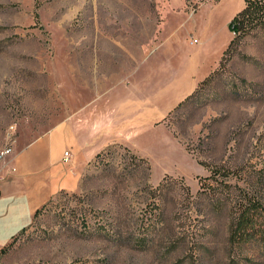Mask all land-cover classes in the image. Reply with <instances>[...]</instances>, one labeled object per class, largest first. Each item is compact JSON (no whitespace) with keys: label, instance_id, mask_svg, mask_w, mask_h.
I'll return each instance as SVG.
<instances>
[{"label":"rangeland","instance_id":"rangeland-1","mask_svg":"<svg viewBox=\"0 0 264 264\" xmlns=\"http://www.w3.org/2000/svg\"><path fill=\"white\" fill-rule=\"evenodd\" d=\"M243 6L244 0H0V148L11 139L14 151L71 115L66 147L74 149L76 140L86 156L96 155L104 137L91 104L136 93L145 118L167 114L194 49L191 37L208 32L209 45L216 35L230 41V20ZM171 7L186 15L165 16ZM128 50L134 56L123 65ZM162 122L193 157L163 123L128 137L151 166L147 186L142 164L132 171L131 155L115 143L112 157L88 162L76 190L58 192L38 209L1 250L0 263L264 264L259 240L230 237L242 196L264 208V31L242 35L222 52L218 66ZM258 221L264 227V213Z\"/></svg>","mask_w":264,"mask_h":264},{"label":"crops","instance_id":"crops-1","mask_svg":"<svg viewBox=\"0 0 264 264\" xmlns=\"http://www.w3.org/2000/svg\"><path fill=\"white\" fill-rule=\"evenodd\" d=\"M178 13L186 15L185 11L171 7L165 16ZM196 13L195 10L187 19L193 20ZM163 19L159 27L162 25ZM193 38L191 37L189 43L194 46V49L184 69L182 85L175 100L176 105L190 96L199 83L218 66L222 52L229 43L228 39L220 41L216 35L213 36L211 45H209L208 32L205 38L197 35L194 38L196 42H192ZM127 53V59L121 61L123 65L134 56L131 50H128ZM107 62L108 60L105 59V67L108 66ZM101 65V61L99 64H94L95 72L99 71ZM93 85L97 90L96 86H99V83L95 81ZM133 96L125 97L122 101L106 102L97 108L92 103L90 106L92 112L89 115L91 117V113H95L94 118L100 122V133L104 137L101 141L102 149L108 145L119 143L127 146L140 157H144L139 153V150L135 149V145L132 146L129 143L128 146L126 140L128 137H138L146 129H153L157 124L163 123L164 118L176 105L169 109L167 114H150L148 118H145L142 113L144 101L139 99L138 93ZM95 100L96 97L94 102ZM81 109H78L77 112ZM102 109H105L104 114L100 113ZM69 117L71 115L64 117L32 141L24 143L25 145L18 144L2 163L0 168V252L18 232L30 224L34 214L42 205L62 190L74 191L78 188L86 165L94 157V152L90 156H86L85 146H81L76 140L74 149L66 147V144L68 146L71 142L68 138ZM114 123L117 126L112 127ZM166 128L171 137L179 142L170 129L167 126ZM179 143L185 149L184 145ZM185 151L188 153L186 149ZM66 152L68 156L65 160ZM188 154L193 157L190 153Z\"/></svg>","mask_w":264,"mask_h":264},{"label":"trees","instance_id":"trees-1","mask_svg":"<svg viewBox=\"0 0 264 264\" xmlns=\"http://www.w3.org/2000/svg\"><path fill=\"white\" fill-rule=\"evenodd\" d=\"M229 27L233 31L234 36L229 41L228 46L223 51V53L227 52L231 45H233L235 41H237V39L242 35L251 34L257 31H264V0H244L243 9L230 20ZM116 144V146L123 148L131 155L132 162H130L128 165L131 166V168L133 169L132 171L139 169L138 167H140V164H137L138 162L142 164L141 170L143 173V179L145 180L146 185L150 186V184L148 183L151 174V166L149 164V161L143 157L137 156V154L133 153L127 146L119 143ZM113 145L115 144L108 145L101 151L96 153L94 158L95 162H98V159L101 158L104 154L112 157L113 154H111L110 149ZM198 162L203 165V162L199 160ZM211 171L212 174L207 178H214V175L217 173L216 168ZM166 178H168L167 175L163 178V180H165ZM160 185L161 183L156 186V189H158ZM202 188L203 185L200 186V190L204 191L202 190ZM62 193L66 192L62 190L59 194ZM49 202H51V199L44 205H42L41 208L46 206V204H48ZM235 208L237 212V218L231 228V239L236 241H243L250 238H256L262 243L264 249V227H261L258 221L259 217L262 215V213H264L263 206L259 204V202L254 198L250 196L246 197L245 194L236 202ZM38 211L39 210L36 211L34 217L36 216Z\"/></svg>","mask_w":264,"mask_h":264},{"label":"built area","instance_id":"built-area-1","mask_svg":"<svg viewBox=\"0 0 264 264\" xmlns=\"http://www.w3.org/2000/svg\"><path fill=\"white\" fill-rule=\"evenodd\" d=\"M192 42H196V40L194 39ZM8 138L9 139L11 138V133L8 134ZM12 151H13L12 140L10 139L8 144L0 148V168L6 157L9 156L12 153ZM64 155L66 156L65 158L66 160L68 153L66 152Z\"/></svg>","mask_w":264,"mask_h":264},{"label":"water","instance_id":"water-1","mask_svg":"<svg viewBox=\"0 0 264 264\" xmlns=\"http://www.w3.org/2000/svg\"><path fill=\"white\" fill-rule=\"evenodd\" d=\"M1 264V263H0Z\"/></svg>","mask_w":264,"mask_h":264}]
</instances>
